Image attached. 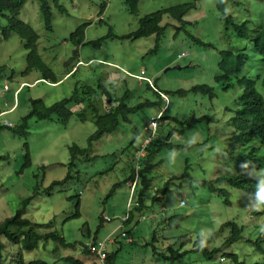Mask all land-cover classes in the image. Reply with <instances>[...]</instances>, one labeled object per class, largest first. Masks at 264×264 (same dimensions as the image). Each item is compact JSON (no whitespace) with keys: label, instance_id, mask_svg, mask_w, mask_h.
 Listing matches in <instances>:
<instances>
[{"label":"rangeland","instance_id":"obj_1","mask_svg":"<svg viewBox=\"0 0 264 264\" xmlns=\"http://www.w3.org/2000/svg\"><path fill=\"white\" fill-rule=\"evenodd\" d=\"M46 1L51 13V30L45 29L36 0H25L18 19L37 34V53L58 82L40 79L36 70L23 73L27 51L15 33L3 37L7 21L0 14V111L8 112L16 104L12 111L0 116V125L2 121L18 125L28 114L32 99H41L49 106L69 97L77 85L94 87L99 80L104 83L122 73L126 88L130 90L128 106L157 104L160 100L153 92L156 89L166 94L167 105L162 101L160 105L144 106L131 114L127 123H121L112 134L103 135L92 143L89 152L92 160L85 161L82 156L75 160L71 178L64 185L56 186L50 195L39 193L33 197L23 217L39 224L51 222V227L42 228L41 232L58 231L73 248L52 241L44 246L39 243L29 252L21 251L23 262L42 260L48 264H70L63 260L69 257L80 264H92L93 257L86 251V245L102 242L111 235L116 241L106 244V250L117 252L114 264H229L227 258L219 262L220 254L209 261L204 260L200 252L189 251L172 262L164 260L162 255L167 254V247L174 245L180 236L188 240L181 249L184 252L193 248L199 236L205 242L221 224L235 223L242 229V239L225 252L235 253L238 261L245 264H264V254L254 247L260 238L264 249V200L226 182L215 181L227 175L258 174L252 162L238 159L249 150L263 157L259 170L263 173L264 142L255 137L251 143L242 144L232 138L233 130L228 122L231 113L226 112L225 107L236 108L242 89L235 85L222 91L213 78L219 51L245 48L250 58L242 77L253 79L264 99V90L258 81L264 75V63L253 52L250 42L239 39L233 32V25L238 22L247 21L249 29L264 24V0H226L224 9L231 17L230 24L224 23L216 0H197L184 16V21L194 24H184L176 34L175 27L181 24L162 16L161 25L165 26V31L157 43L153 35L136 39L107 35L109 29L117 36L130 34L137 29L138 20L143 16L194 0H140L135 14L127 11L123 0ZM83 24L86 26L83 43L74 47L68 41L69 34ZM100 38L104 39L99 46L91 44ZM156 45L157 49L153 50ZM183 52L186 55L179 56ZM69 70L72 72L65 76ZM140 71L154 86L153 90L147 88L146 81L139 83V79L133 78L140 75ZM21 83L23 86L14 97ZM203 85L212 88L214 98L188 91ZM178 90L188 92L185 95L173 93ZM115 94L117 96L119 91ZM95 103L101 112L114 104L99 95ZM161 105L164 109L167 107L162 114L165 117L181 121L193 116L202 120L192 124L184 135H173L168 140L173 145L191 144L189 148H162L152 157L154 168L147 173L151 178L150 187L142 197L143 208L135 211L136 191L130 195L129 183L124 181L132 169L137 168L135 159L145 137L143 126L164 110ZM70 110L74 114L64 125L54 116L48 120L29 118L26 136L13 134L7 128L0 131V221L12 216L20 202L35 191L65 178L69 146H87V138L95 130L90 113L85 111L86 117L81 121L75 115L82 110L81 104H71ZM158 122L156 136L164 138L174 123L171 120ZM24 144L30 158L28 166H23ZM184 173L188 176L182 177ZM199 181L211 182L215 191L200 186ZM114 184L120 186L110 192ZM157 189L163 191L153 201ZM77 198L79 215L68 218L75 210ZM180 201L184 202L183 206ZM128 210H131V220L119 229L120 220ZM101 217L109 221L100 223ZM122 232H128L129 237H121ZM228 235L229 230L224 229L208 242L207 249L220 246ZM127 239H131V243ZM2 241L4 264H18V245Z\"/></svg>","mask_w":264,"mask_h":264},{"label":"trees","instance_id":"obj_2","mask_svg":"<svg viewBox=\"0 0 264 264\" xmlns=\"http://www.w3.org/2000/svg\"><path fill=\"white\" fill-rule=\"evenodd\" d=\"M39 3L40 14L42 16L43 24L46 30H51V13L50 8L46 0H36ZM57 1V0H54ZM140 0H123L124 5L127 7V11L130 14H135L137 11V4ZM194 0L191 3H185L176 5L169 8H163L157 10L156 12L149 13L138 20L137 29L125 35H114L110 32L107 37L117 38V39H125V38H142L153 35L155 37V43L159 42L160 38L164 34L165 26L161 25L162 16H168L171 20L180 23V27H175V34L178 30H182L184 24H191L193 22L184 21V16L188 13L195 5ZM25 0H0V14L7 21V26L3 29V37L7 38L9 33H15L22 42L23 48L27 51L26 54V66L24 68L23 73L27 74L33 70L39 72L40 79L46 80L51 83H57L54 73L45 65V63L41 60L40 56L36 50V41L38 39L37 34L34 30L27 24L23 23L18 19V15L24 5ZM226 0H216V8L218 12L221 14L224 19L225 24H230V16L225 13ZM58 10L64 12V9L61 6H57ZM233 32L235 35L243 40L250 42L252 46L253 52L259 56L260 61L264 63V24L257 29H249L248 22L242 21L233 25ZM85 24L78 26L73 32L69 34L68 41L75 47L79 46L83 43L84 40V29ZM104 38H100L91 44L94 46H99L100 41ZM197 42L200 43L199 40ZM156 45L153 50L157 49ZM249 55L246 53L244 49H229L224 51H219V60L217 62V71L214 75V80L220 85L222 91H227L233 86L237 85L241 87L242 93L238 96L236 103L237 106L235 109H230L225 107L226 112H230L231 115L228 119V122L232 126L233 136L232 138L239 143L248 144L253 141L255 137L261 139L264 142V99L261 93H259L256 89L255 81L246 77H239V75L244 70L247 62L249 61ZM72 70H69L66 75H69ZM123 74V73H122ZM119 75L118 77H114L111 80L102 83L100 80L96 84V86L92 87L89 85H77L71 95L67 98H64L58 102H55L49 106L45 105L41 99H32L29 101V112L26 116L21 118V121L18 125L12 127H6L4 125H0V131L4 128L10 130L13 134L26 136L27 132V119L34 118L36 120H48L51 117H55L56 121L62 125L68 122V119L74 114L70 110L71 104H81L82 110L78 111L75 114L81 121L85 119L84 112H89L90 119L92 120L95 130L94 132L88 136L87 138V146L85 148H80L75 144H72L68 147L69 152V161L67 164V173L64 179L59 181H53L51 184L42 189L41 191H35L31 196L22 200L20 202L19 208L15 211V213L6 217L0 221V264H4L2 259L3 250L5 248L4 242L2 239L10 244L18 245V264H25L21 257V251L29 252L35 249L39 243L44 246L48 241H52L55 244L71 247L73 248V244L65 243L61 233L55 230L41 232L42 228H50L51 222L39 224L31 222L30 220L23 217L24 211L28 204L31 202L34 196L39 193H45L46 195H50L53 189L56 186L64 185L67 180L71 178L70 171L72 167H74L75 160L82 156L85 161H90L93 157L89 156L90 148L93 142L99 140L103 135L112 134L121 123H127L129 121L128 117L135 113L137 110L142 107H148L152 105H160V102L164 101L159 94H164L160 90L156 89L153 92L157 95L160 102L156 103H141L136 106L130 107L127 104V100L130 97V90L126 88V81L123 80V75ZM260 87L264 90V75L261 76ZM148 89L153 90V85L150 86L146 83ZM119 91V94L116 96L115 91ZM192 93H202V95H209L210 98H214V93L212 88L203 85V86H194L188 90ZM188 91L178 90L173 92L177 95H185ZM99 95L100 97H105L106 102H114L112 106H108L107 110L101 112L99 107L96 106L95 97ZM166 96V94H164ZM164 105L160 106L162 109ZM167 107L164 109L163 113L166 111ZM162 113V114H163ZM161 114V120L166 122L167 120H171L174 124L170 125V129H168L166 136L164 138L156 136V130L152 139L145 146L139 148L138 150H143L144 155L142 157H136L137 168L132 169L130 176L127 181L133 183V191H136L137 198V206L133 209L135 211H139L143 208L144 204L142 202L143 195L148 191L150 187L151 178L148 177L147 173L151 169L154 168V165L151 164L152 157L162 148H170L183 150L189 148L191 144L180 146L173 145L168 140L171 136H182L189 129L192 124L201 122L202 118L200 117H188L184 120H177L172 117H165ZM147 137V133H145V137ZM161 138V140H158ZM25 153H24V165L28 166L30 164V158L28 156V151L26 144H24ZM240 160H246L248 162H252L258 169L262 168L263 165V157L256 156L254 151L249 150L247 154H244L242 157L238 158ZM187 177L186 173L183 174L182 177ZM138 178L139 181L135 182V179ZM215 181H223L228 183L231 187L236 189H241L245 193L253 196L259 197L264 200V173L257 176H221L215 179ZM200 186L207 187L209 191H215L214 186L210 182H197ZM167 185V184H166ZM120 186V184H114L110 192H112L115 188ZM137 187V190H136ZM163 190L157 189L155 194L152 197V200L155 201L158 199V194ZM226 195V193L224 192ZM225 203L229 204L226 200ZM78 198L75 203V210L68 218L78 217ZM132 209V210H133ZM125 221L122 224L130 222L131 220V210L127 211ZM104 218H100V223L104 222ZM121 227V228H122ZM224 229L229 230V235L224 239V241L220 244V246L215 247L212 250L207 249V244L210 241H213L217 238ZM125 236L129 237L128 232H124ZM264 237V233H263ZM242 239V229L238 228L235 223H224L221 224L220 227L212 233L211 237L207 241H203L202 237L199 236L198 239L193 243V248L181 252L182 247L188 242L186 237H178L174 245H170L167 247V254L163 253V259L169 262L175 261L187 252H200L204 260L212 261L217 254H220V258L223 261L227 258L230 263L229 264H245L243 262L238 261V256L235 253L225 252L229 249L234 243L240 241ZM154 239H152V242ZM252 242L251 240H248ZM260 238L254 243V247L256 251H259L261 254H264V249L261 247ZM131 243V239L129 241ZM175 245H179V247H175ZM173 246V247H172ZM86 249V248H85ZM87 251V249H86ZM117 252L108 253L106 262L109 264H114V258ZM64 261L69 262L70 264H80L78 260L71 259L69 257H65ZM27 264H48L42 260H33L28 262ZM257 264V263H254Z\"/></svg>","mask_w":264,"mask_h":264},{"label":"built area","instance_id":"obj_3","mask_svg":"<svg viewBox=\"0 0 264 264\" xmlns=\"http://www.w3.org/2000/svg\"><path fill=\"white\" fill-rule=\"evenodd\" d=\"M7 87L4 86V90H6ZM17 94V91L14 92V95ZM15 107V104L14 106L9 110H13ZM8 111V112H9ZM6 112H1L0 113V116H2V114H5ZM159 116H160V113L153 119H149L145 125L143 126V132L147 133V137L143 140V145H141V147L145 146L147 143H149V141L152 139L153 137V134L157 128V125H158V120H159ZM2 125L6 126V127H12V125L6 121H2L1 122ZM144 155V151L143 150H138V155L137 157H142ZM130 188H131V191L133 189V184L130 185ZM179 204L181 206L184 205V202L183 201H180ZM134 206H136V202H134ZM125 218L126 216L122 217L121 220H120V226L118 227L119 229H121L122 227V224L123 222L125 221ZM105 221H109L108 218H104ZM125 236V233L122 232L121 233V237H124ZM128 242L130 241V239H127ZM114 242V239L110 236H108L106 238V240L102 241V242H93V243H90L88 245H86V249H87V252L89 255H91L93 257V262L92 264H109L106 262V258H107V250H106V244L108 243H113Z\"/></svg>","mask_w":264,"mask_h":264},{"label":"clouds","instance_id":"obj_4","mask_svg":"<svg viewBox=\"0 0 264 264\" xmlns=\"http://www.w3.org/2000/svg\"><path fill=\"white\" fill-rule=\"evenodd\" d=\"M80 46V45H79ZM186 55V53H181L179 56H185ZM243 72V71H242ZM127 75V74H126ZM67 76V75H66ZM127 76H129V75H127ZM243 75H242V73L239 75V77H242ZM134 79H136L137 81H138V79L140 80L139 81V83L140 82H143V81H146L148 84H149V79L148 78H146V77H144V75H143V71H140V75H136V76H134L133 77ZM261 78V77H260ZM260 78H259V80L258 81H260ZM250 79V78H249ZM252 80V79H251ZM256 83V82H255ZM150 86H151V84H149ZM23 86V83H21L20 85H19V87L15 90V91H17L18 92V90L21 88ZM159 96L164 100V102L166 103V105H167V98H166V96L164 95V94H159ZM14 97H15V95H14ZM16 105V104H15ZM162 109H164V107L162 108ZM12 111V110H11ZM162 111V110H161ZM164 111V110H163ZM163 111L162 112H159L160 113V116H161V114L163 113ZM1 112H4V111H1ZM0 112V113H1ZM6 113H8L7 111H5ZM10 112V111H9ZM158 113V114H159ZM157 114V115H158ZM159 116V121L161 120L160 117ZM255 168H256V170L258 171V174H256V175H245V176H257V175H260V174H262V173H259V170H261V169H258L256 166H255ZM264 173V172H263ZM218 178V177H217ZM137 181V178L135 179V182ZM129 183V187H130V185L131 184H133V183H131L130 184V182H128ZM133 189H134V187H133ZM133 189H132V191H131V188H130V195H133L134 194V191H133ZM130 198H131V200H130V203H131V201H132V196H130ZM134 202H136V206H137V204H138V202H137V198L135 199V201ZM134 202H133V204H134ZM129 204H128V209H130L129 208ZM135 207V206H134ZM129 211V210H128ZM263 234V233H262ZM219 262L221 263V262H223V259L222 258H219Z\"/></svg>","mask_w":264,"mask_h":264},{"label":"crops","instance_id":"obj_5","mask_svg":"<svg viewBox=\"0 0 264 264\" xmlns=\"http://www.w3.org/2000/svg\"><path fill=\"white\" fill-rule=\"evenodd\" d=\"M65 76H66V75H65ZM0 112H1V111H0ZM4 112H5V111H4ZM115 229H116V228H114V230H115ZM117 229H118V228H117ZM117 229H116V230H117ZM114 230H113V232H114ZM115 241H116V240H114V242H113V243H115Z\"/></svg>","mask_w":264,"mask_h":264},{"label":"water","instance_id":"obj_6","mask_svg":"<svg viewBox=\"0 0 264 264\" xmlns=\"http://www.w3.org/2000/svg\"><path fill=\"white\" fill-rule=\"evenodd\" d=\"M176 68H178V67H174V69H176Z\"/></svg>","mask_w":264,"mask_h":264}]
</instances>
